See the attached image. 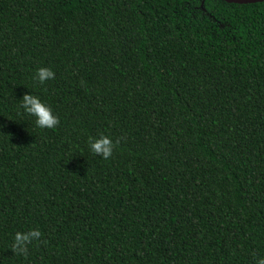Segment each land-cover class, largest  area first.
<instances>
[{
    "label": "trees",
    "instance_id": "1",
    "mask_svg": "<svg viewBox=\"0 0 264 264\" xmlns=\"http://www.w3.org/2000/svg\"><path fill=\"white\" fill-rule=\"evenodd\" d=\"M25 85L55 128L18 114ZM0 123V264L264 255V1L0 0Z\"/></svg>",
    "mask_w": 264,
    "mask_h": 264
},
{
    "label": "clouds",
    "instance_id": "2",
    "mask_svg": "<svg viewBox=\"0 0 264 264\" xmlns=\"http://www.w3.org/2000/svg\"><path fill=\"white\" fill-rule=\"evenodd\" d=\"M54 78V71L47 66L37 67L32 76V80L36 84L40 85H43L45 81H49ZM26 87L30 89V91L23 92L21 97L17 99L19 101L18 114H26L33 117V123L36 128H55L59 123L58 116L39 95L35 94L34 88H30L28 86ZM3 127L4 124L0 123V128ZM86 144L87 149L91 154L108 159L113 154L117 141L113 140V138L107 134L100 133L95 136L89 135L87 137ZM40 236L41 232L38 228H31L26 231H16L10 245L12 253L26 255L28 245L36 240H39ZM254 264H264V255L254 257Z\"/></svg>",
    "mask_w": 264,
    "mask_h": 264
},
{
    "label": "water",
    "instance_id": "3",
    "mask_svg": "<svg viewBox=\"0 0 264 264\" xmlns=\"http://www.w3.org/2000/svg\"><path fill=\"white\" fill-rule=\"evenodd\" d=\"M225 1L235 2V3H252V2H260V1H264V0H225Z\"/></svg>",
    "mask_w": 264,
    "mask_h": 264
}]
</instances>
